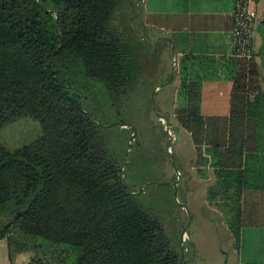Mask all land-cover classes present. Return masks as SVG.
Instances as JSON below:
<instances>
[{
	"label": "trees",
	"instance_id": "1",
	"mask_svg": "<svg viewBox=\"0 0 264 264\" xmlns=\"http://www.w3.org/2000/svg\"><path fill=\"white\" fill-rule=\"evenodd\" d=\"M138 1L0 0V130L26 117L42 130L15 151L0 143V240L11 260L25 254L28 264L189 262L185 243L174 244L138 199L140 184L126 181L137 141L123 109L142 86L143 58L151 56L131 26ZM257 56L254 48L252 58L233 55L225 64L233 83L227 117L203 115L207 76L188 73L183 62L174 110L191 135L194 164L220 179L209 194L223 198L236 248L249 228L264 227V189L246 182L256 153L264 152V63Z\"/></svg>",
	"mask_w": 264,
	"mask_h": 264
},
{
	"label": "rangeland",
	"instance_id": "2",
	"mask_svg": "<svg viewBox=\"0 0 264 264\" xmlns=\"http://www.w3.org/2000/svg\"><path fill=\"white\" fill-rule=\"evenodd\" d=\"M139 42L145 43L143 38ZM160 56L149 57L147 61L143 58L146 69L142 86L123 109L127 127L134 130L137 141L134 145L137 155L133 156L134 165L127 169L126 181L132 186L140 184L138 193L143 194L138 199L161 218L172 242L185 243L188 264H241V253L231 238L228 216L223 211V198H216L219 203H215L209 194L213 180L199 178L192 169L195 146L190 133L179 127L174 117L177 103H172L171 95L175 84L155 90L158 77L151 72L156 71L155 62ZM170 81L167 77L160 86ZM166 130L173 146L168 145ZM41 134L39 122L26 117L1 129L0 143L15 151ZM151 183L156 186H149ZM175 193L177 197L173 200Z\"/></svg>",
	"mask_w": 264,
	"mask_h": 264
},
{
	"label": "crops",
	"instance_id": "3",
	"mask_svg": "<svg viewBox=\"0 0 264 264\" xmlns=\"http://www.w3.org/2000/svg\"><path fill=\"white\" fill-rule=\"evenodd\" d=\"M137 3L141 11L131 23L133 32L143 38L145 44L149 46L150 57L161 55L156 59L158 60L155 65L156 71L149 70L158 77L155 90L161 91L163 86L175 84L171 100L172 103H179L178 92L182 84L180 75L183 62L187 63L185 66L189 67L186 70L188 73L207 76L201 81L203 115L229 116L233 83L227 77L225 64L233 56V32L236 28L235 0H139ZM251 9L256 17L257 62L262 65L264 0H257ZM262 70L264 88V69ZM167 77L171 78V81L160 86V82H165ZM256 154L259 155V159L254 156L255 159L249 166L251 175L246 177V182L252 189H264V152L258 151ZM192 169L198 173L199 178L213 180L214 185L211 189L218 191L220 179L213 168L194 164ZM199 170H203L204 175L199 173ZM218 197L216 195L213 199L215 203H219V199L215 200ZM253 198L256 200V194ZM246 233L245 238L241 239L239 246L237 245L242 257L240 263L243 264L244 259H249L257 264H264V227L254 226ZM29 262L30 256L25 254L11 260L7 241L0 240V264Z\"/></svg>",
	"mask_w": 264,
	"mask_h": 264
},
{
	"label": "built area",
	"instance_id": "4",
	"mask_svg": "<svg viewBox=\"0 0 264 264\" xmlns=\"http://www.w3.org/2000/svg\"><path fill=\"white\" fill-rule=\"evenodd\" d=\"M257 0H235L233 55L252 58L255 48L256 17L251 9Z\"/></svg>",
	"mask_w": 264,
	"mask_h": 264
},
{
	"label": "water",
	"instance_id": "5",
	"mask_svg": "<svg viewBox=\"0 0 264 264\" xmlns=\"http://www.w3.org/2000/svg\"><path fill=\"white\" fill-rule=\"evenodd\" d=\"M174 186L176 187V184H174ZM174 196L177 197L176 193L174 194ZM184 235H185V232H184ZM183 259H184V256H183ZM183 259H182V261H183Z\"/></svg>",
	"mask_w": 264,
	"mask_h": 264
}]
</instances>
